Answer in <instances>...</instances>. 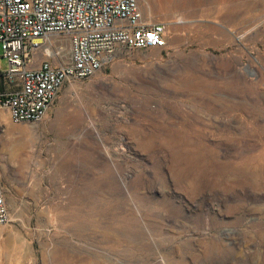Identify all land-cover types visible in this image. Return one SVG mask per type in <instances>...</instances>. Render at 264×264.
<instances>
[{
    "label": "rangeland",
    "instance_id": "obj_1",
    "mask_svg": "<svg viewBox=\"0 0 264 264\" xmlns=\"http://www.w3.org/2000/svg\"><path fill=\"white\" fill-rule=\"evenodd\" d=\"M141 7L166 48L3 116L0 264H264V0Z\"/></svg>",
    "mask_w": 264,
    "mask_h": 264
},
{
    "label": "built area",
    "instance_id": "obj_2",
    "mask_svg": "<svg viewBox=\"0 0 264 264\" xmlns=\"http://www.w3.org/2000/svg\"><path fill=\"white\" fill-rule=\"evenodd\" d=\"M167 43L168 23L150 20L141 0H0V127L6 114L41 123L67 83L95 77L123 50ZM10 221L0 184V227Z\"/></svg>",
    "mask_w": 264,
    "mask_h": 264
},
{
    "label": "crops",
    "instance_id": "obj_3",
    "mask_svg": "<svg viewBox=\"0 0 264 264\" xmlns=\"http://www.w3.org/2000/svg\"><path fill=\"white\" fill-rule=\"evenodd\" d=\"M7 88V85H5L3 82L0 81V91H4Z\"/></svg>",
    "mask_w": 264,
    "mask_h": 264
},
{
    "label": "bare ground",
    "instance_id": "obj_4",
    "mask_svg": "<svg viewBox=\"0 0 264 264\" xmlns=\"http://www.w3.org/2000/svg\"><path fill=\"white\" fill-rule=\"evenodd\" d=\"M254 75H255V74H254ZM99 83H101V82H99ZM101 84H102V83H101ZM105 85H106V84L103 83V87H104ZM99 86H100V85H99ZM99 86H98V87H99ZM106 86H108V85H106ZM110 86H111V85H110ZM73 88H74V87H73ZM99 88H100V87H99ZM103 89H105V88H103ZM92 131L94 132V130H92ZM129 177H130V175H127V176H126L127 179H128ZM260 197H261V196H260ZM263 200H264V199H263Z\"/></svg>",
    "mask_w": 264,
    "mask_h": 264
}]
</instances>
